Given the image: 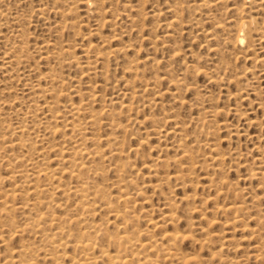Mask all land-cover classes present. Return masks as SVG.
Returning <instances> with one entry per match:
<instances>
[{
	"label": "rangeland",
	"instance_id": "374dc122",
	"mask_svg": "<svg viewBox=\"0 0 264 264\" xmlns=\"http://www.w3.org/2000/svg\"><path fill=\"white\" fill-rule=\"evenodd\" d=\"M241 20L251 23L242 45L235 42ZM74 108H79L74 122L84 126L80 136L98 137L86 141L93 159L81 157L83 172L59 159L72 155L69 149L79 136L67 128ZM0 110V194L17 190L10 193L15 201L5 194L16 208L11 213L3 209L6 197L0 196V264H17L18 259H23L21 264H33L34 259L37 264L53 262L40 248L45 243L38 233L25 229V221L45 212L61 219L75 216L77 196L62 192L76 186L72 170L89 174L85 180L92 189H104L100 194L111 200H105L113 205L111 210L122 213L126 208L120 216L131 219L124 230L122 219H115L110 208L101 205L105 198L97 196L99 207L96 201L95 208L89 206L96 213L88 220L93 215L91 221L104 227L101 235L109 233L98 239L102 249L109 245L114 252L111 244L103 246L107 236L126 230L135 232L140 242L151 237L159 245L166 244L159 240L161 235L178 231L187 236L179 243L188 260L184 264H214L218 259L225 264H264V0H0ZM92 115L95 124L87 119ZM45 121L50 122L47 129L42 127ZM48 126L55 129L54 135ZM16 127L19 132L13 130ZM18 141L26 146L19 147ZM114 148L122 154H115ZM41 156L47 157L50 169L58 167V178L56 173L54 179L50 176V169V177L39 176L40 194L35 196L31 192L36 182L30 185L33 179L25 178L31 161ZM12 172L21 179L10 180ZM122 192L130 195L126 202L120 198ZM41 198L50 209L42 202L30 211L32 202ZM120 204L122 210L116 209ZM170 204L176 219L169 224L163 216L171 213ZM231 204L241 206L233 213L224 210ZM19 205L23 210L16 212ZM70 228L79 232L74 223ZM31 243L38 247L22 253ZM18 249L28 261L16 259ZM31 250L37 257L33 260ZM66 250L65 262L59 264L70 263L72 249ZM153 250L145 253L156 259L155 264H174L162 260L164 252L157 250L158 256Z\"/></svg>",
	"mask_w": 264,
	"mask_h": 264
},
{
	"label": "bare ground",
	"instance_id": "6f19581e",
	"mask_svg": "<svg viewBox=\"0 0 264 264\" xmlns=\"http://www.w3.org/2000/svg\"><path fill=\"white\" fill-rule=\"evenodd\" d=\"M71 8V7H70ZM44 14V13H43ZM3 18V17H2ZM250 22L249 21H246V20H241L240 22H239V24H238V30H237V36H236V38H235V42H237L238 44H240V45H242L243 44V42H244V40H246L247 39V37H248V33H249V27H250ZM12 50V49H11ZM55 51V50H54ZM17 53V52H16ZM17 56V55H16ZM14 58V57H13ZM44 59V58H43ZM95 59V58H94ZM6 63V62H5ZM9 63V62H8ZM197 73V72H196ZM208 73V72H207ZM9 74V73H8ZM207 75V74H206ZM39 79V78H38ZM42 79V78H41ZM37 85V84H36ZM177 85H178V83H177ZM180 85V84H179ZM193 87H195V86H193ZM31 88H32V86H31ZM147 88V87H146ZM33 89V88H32ZM145 89V88H144ZM47 92H48V90H47ZM51 93V92H50ZM52 97V96H51ZM205 99V98H204ZM51 100V99H50ZM51 104V103H50ZM56 104V103H55ZM87 105V104H86ZM52 106H53V104H52ZM52 106H51V108H52ZM50 106L48 105V108H49ZM54 107V106H53ZM78 107V106H77ZM81 107V106H80ZM72 109V108H71ZM50 110H52V109H50ZM1 111V110H0ZM21 111V110H20ZM56 111V110H55ZM71 112H72V120L70 121V122H68L67 120H65V121H67V123H68V127L67 128H69V130H70V134H71V132L73 133V134H75V135H77V133H78V135L80 136V134H81V131L82 130H84V126L83 127H81L82 125H80L79 124V121H78V123H76V122H74V118L79 114V108H74L73 110H70ZM84 111H85V109H84ZM53 112V111H52ZM81 112V111H80ZM82 112H83V109H82ZM51 113V112H50ZM54 113V112H53ZM58 113V112H57ZM57 113H55V115L57 114ZM212 113V112H211ZM82 113H80V115H81ZM94 114V113H93ZM34 115V114H33ZM57 116H59L58 114H57ZM82 116V115H81ZM35 117V116H34ZM54 116H52V118H53ZM93 115L92 116H90V118H87L88 120H89V122L91 123V124H95V120L93 119ZM206 117V116H205ZM31 118H33V117H31ZM55 118V117H54ZM53 118V119H54ZM57 118V117H56ZM60 118V117H59ZM62 118V117H61ZM60 118V119H61ZM79 118V117H78ZM43 119H45V118H43ZM53 119H52V121H53ZM59 119V120H60ZM77 119V118H76ZM48 121H49V119H47ZM46 120V121H47ZM56 120V119H55ZM55 120H54V122H55ZM46 121H45V123H44V126H45V124H46ZM51 121V118H50V122H52ZM64 121V122H65ZM50 122H48V123H50ZM39 123V122H38ZM47 123V124H48ZM53 123V122H52ZM51 123V124H52ZM66 123V122H65ZM90 123H89V125H90ZM97 123V122H96ZM47 124H46V126L44 127V126H42L43 127V129H47ZM54 124H56V123H54ZM54 124H53V126H54ZM19 126V125H18ZM51 126V125H50ZM50 126H48L49 128H51ZM7 127V126H6ZM55 128V127H54ZM53 128V129H54ZM65 129H66V126L64 127ZM86 128V127H85ZM11 129V128H10ZM18 129V130H17ZM21 128L20 127H16V128H14L13 130H15L16 132H19V130H20ZM34 129V128H33ZM56 129H57V127H56ZM4 130V129H3ZM50 130V129H49ZM48 130V131H49ZM7 131V130H6ZM11 131H12V129H11ZM10 131V132H11ZM15 131H14V133H15ZM50 131H52V128H51V130ZM54 131H55V129H54ZM54 131H52V134L54 135ZM68 131V130H67ZM56 132H57V130H56ZM47 133V132H46ZM63 133V132H62ZM13 134V133H12ZM69 134V135H70ZM45 135V134H44ZM65 135V134H64ZM63 135V137H65ZM17 136V135H16ZM71 136V135H70ZM69 136V137H70ZM78 136V138L76 139V140H74L73 139V141H72V139H71V141L73 142V144H72V147H71V149H69L71 152L70 153H72V155H69V156H67V157H63L62 155L60 156V158H59V156H57L59 159H60V161H61V163L62 162H66L65 164H67V165H69V166H73V167H77L79 170H81V168H83V166H82V164H81V162L82 161H79L80 159H81V157H84V156H87L88 158L90 157V159H87L86 157H84L83 158V160H85V158L87 159V160H92L91 159V154L88 152V150L89 149H87V147H86V141L87 140H89L90 142L92 141V142H94V141H96L97 140V138L95 137V139H93V138H89V139H86V138H82L81 136V138ZM83 136V135H82ZM73 138H74V136H72ZM84 137H85V134H84ZM67 138H68V135H67ZM3 139H5V137L3 136L2 137V140ZM111 139V138H110ZM64 140H65V138H64ZM64 140H63V142L61 143V144H63L64 143ZM4 141V140H3ZM8 141V140H7ZM70 141V142H71ZM88 141V142H89ZM98 141H99V139H98ZM97 141V142H98ZM100 141H101V139H100ZM113 141V140H112ZM5 142L6 141H4V146L6 145L5 144ZM67 142H69L68 140H67ZM66 142V143H67ZM88 142H87V144H88ZM89 142V143H90ZM106 142H107V140H106ZM108 142H110V141H108ZM115 142V141H114ZM117 142V141H116ZM116 142H115V144H116ZM0 143H1V139H0ZM7 143V142H6ZM9 143H10V141H9ZM9 143L7 144V145H9ZM65 143V144H66ZM99 143V142H98ZM98 143H96V144H98ZM117 143H119V142H117ZM3 144V142L1 143V145ZM70 144V143H69ZM96 144H94V145H96ZM108 144V143H107ZM13 145V144H12ZM16 145H18L19 147L21 146V147H24V146H26V144H23V143H20V141H18L17 142V144ZM120 145V144H119ZM60 146V145H59ZM69 146H71V144L69 145ZM110 146V145H109ZM113 146H117V145H114L113 144ZM6 147V146H5ZM4 147V148H5ZM8 147V146H7ZM9 147H10V145H9ZM12 147V146H11ZM57 147H58V145H57ZM57 147L56 148H54V149H57ZM118 148V147H117ZM121 148V147H120ZM2 149H3V146H2ZM25 149V148H24ZM111 149V148H110ZM122 149V148H121ZM7 150V149H6ZM59 150V148L57 149V151ZM105 150V149H104ZM119 149H116L115 150V148H114V153L115 154H118L119 152H120V150H119V152H117ZM94 151V150H93ZM92 151V152H93ZM59 152V151H58ZM91 152V151H90ZM91 152V153H92ZM97 152V151H96ZM96 152H94V154L96 153ZM99 152V151H98ZM112 152V151H111ZM113 152H112V154H113ZM55 153V152H54ZM5 154V153H4ZM40 154V153H39ZM59 154H62V153H59ZM94 154H92V155H94ZM120 154H122V152H120ZM119 154V155H120ZM185 154H187L186 152L184 153V155ZM189 154V153H188ZM41 155V154H40ZM97 156V155H96ZM93 157V156H92ZM8 158H11V157H8ZM39 158V159H38ZM114 158V157H113ZM3 159V158H2ZM55 159H57V158H55ZM103 159V158H102ZM217 159V158H216ZM221 159V158H220ZM15 160H17V159H15ZM194 160V159H193ZM215 160V159H214ZM219 160V159H218ZM222 160V159H221ZM9 161H11L10 159H9ZM28 161V160H27ZM29 161H31V160H29ZM28 161V162H29ZM179 162V161H178ZM58 163V162H57ZM71 165H70V164ZM8 164V163H7ZM31 165V171H30V173L28 174V173H26V174H28L27 176H26V178L25 179H29V178H27V177H30L31 179H33L32 181H34V182H32L31 181V183L29 182V184L31 185V184H34L35 182H36V184H35V187L33 188V187H31V189L33 188V190H32V192H31V194L32 193H36V192H38V190H39V187H37L38 186V182L36 181V179L39 177V176H47V178H48V176H49V169H50V166H49V164H48V160H47V157L45 158V157H42L41 156V158L40 157H37V159H36V161L35 162H33L32 163V161H31V163L29 164V166ZM63 165V164H62ZM193 165V164H192ZM9 166H11L10 164H9ZM61 166V165H60ZM85 166V165H84ZM87 167H88V165H87ZM91 167V166H90ZM192 167V166H191ZM11 168L13 169V167L11 166ZM30 168V167H29ZM51 168H53V167H51ZM62 168H64V169H66L65 167H62ZM61 167H60V169H62ZM71 168V167H70ZM76 168V169H77ZM89 168V167H88ZM9 169V171H10V167L8 168ZM56 169H58V167H55V168H53V169H50V172L52 173H50V176L52 175V178L54 179V174L56 173L55 171H56ZM73 168H71V170H72ZM76 169H74V170H76ZM77 169V170H78ZM84 169H85V171H86V167H84ZM94 169V168H93ZM93 169H91V170H93ZM96 170H98L97 168H95L93 171L95 172V173H93V174H97L98 176H99V174H98V171H96ZM14 171H17L15 168H14ZM70 171V170H69ZM68 171V172H69ZM82 171V170H81ZM84 171V170H83ZM82 171V172H83ZM87 171H88V169H87ZM92 171V172H93ZM101 171V170H100ZM18 172H20L21 173V170L19 169L18 170ZM60 172H61V170H60ZM62 172H63V170H62ZM61 172V173H62ZM64 172L65 173H67V171H65L64 170ZM71 173H70V176L71 177H73L74 179H75V182H76V186H75V184H74V188H73V190L71 189H69V188H67V189H69V190H66V188H65V190H64V188L62 187L61 189L62 190H64V191H62V192H64V194H65V191L67 192H69V194L70 193H72V195H74V196H77V199L79 200H77L76 202L78 203H76L75 202V204L77 205L76 206V208L74 209L75 211L76 210H78L77 212H79L78 214H77V212L76 213H74L75 214V216H71V217H68V218H66L67 217V215H65L66 217H64L63 219H61V218H59V217H55V216H53V215H51V214H45V213H40V214H37L36 215V218L35 219H32L31 220V222L29 221V222H27L26 223V221H25V224H26V228L25 229H30L29 231H33L34 233H38L37 235H39L38 237H40V241L41 242H43L42 244H44V245H39L40 246V248H41V246H43V250L45 249V255H46V257L48 258V259H50L51 258V262L52 263H50V264H59V262H63V259L65 258V256H66V249H68V247L69 248H71L72 249V252L71 253H73L72 255H71V258H70V255L68 256L69 258H70V263L69 264H94L97 260H105L104 262H101V264H155L156 263V259H151V257L149 256V255H147L148 253H145L148 249H150V250H153V251H157V250H160V251H162V252H164V254H165V256H163V258H162V260L164 259V260H166V259H168V261L170 260V261H172V262H174V264H184V263H187L186 261H188V260H186V254L185 253H183L182 252V250H181V244H179V243H182L181 241H183L184 239H187V236H186V238H185V235H182V234H180V233H178V231L177 232H175L174 231V233H168V232H166V233H164L163 235H161V239L159 238V240L161 241V240H164L163 242L165 243L166 242V244H161V242H160V245H159V243L156 241V240H151V237H150V240H148V242L147 243H143V242H140L139 241V239H137L138 238V236H137V234H135V232H132L131 231V233H130V231H128L129 233H126V231H122V235L120 234V235H118L119 233H116V235H112L113 237H110L111 235H109V236H107V239H108V242H107V244H104L103 246H105V245H108V243L109 244H111L112 246H114L115 247V250H114V252H110L109 250H108V248H109V245H108V247H107V249L105 248V249H102L103 247L101 246H98V239H99V237L100 236H102L101 234L103 233V231H104V227L102 226V225H100L101 223H95V221H91V219H93V215L96 213V210H95V213H94V211H92L93 210V207L95 208V206L93 205V203L96 201V203L95 204H97V196L99 195L100 197H101V194H105V193H101L102 191H101V189L102 188H99V186L97 187V189H92V187H91V185H89L91 182H88L87 180H85V179H87L86 178V175H84L85 176V178H84V176H82L83 175V173L82 172H80V171H76V172H74L73 170L72 171H70ZM22 173H24V171L22 172ZM58 173H59V171H58ZM80 173L82 174V175H80ZM86 173V172H85ZM84 173V174H85ZM101 173V172H100ZM48 174V175H47ZM252 174V173H251ZM254 174V173H253ZM8 175H9V173H8ZM15 175H20V174H18L17 172H12L11 173V175L9 176L11 179L10 180H12V178H13V182H14V176ZM22 175V174H21ZM24 175V174H23ZM23 175H22V177H23ZM60 176H61V174H59ZM89 175V174H88ZM87 175V176H88ZM101 175V174H100ZM121 175V174H120ZM119 175V176H120ZM258 174H257V172H256V174L254 175V176H257ZM49 176V177H50ZM57 176V173L55 174V177ZM93 176V175H92ZM119 176H118V178H119ZM252 176V175H251ZM20 177V176H19ZM18 177V178H19ZM90 177V176H89ZM97 177V176H96ZM121 177V176H120ZM17 178V179H18ZM57 178H58V176H57ZM60 178V177H59ZM91 178V177H90ZM93 178V177H92ZM95 178V177H94ZM123 178V177H122ZM121 178V179H122ZM259 178H260V176H259ZM17 179H15V180H17ZM19 179H21V178H19ZM25 179H24V177H23V180L25 181ZM72 179V178H71ZM179 179V178H178ZM9 180V182H12V181H10ZM49 180L51 181L52 179H50L49 178ZM56 180V179H55ZM61 180V179H60ZM90 180V179H89ZM125 180V179H124ZM18 181H20V180H18ZM38 181H39V179H38ZM57 181H59V180H57ZM74 181V180H73ZM117 181H122V180H117ZM12 182V183H13ZM45 182H46V180H45ZM60 182V181H59ZM0 183H1V180H0ZM15 183V182H14ZM46 183H48V181L46 182ZM74 183V182H73ZM116 183H119V182H116ZM126 183V182H125ZM41 184V183H40ZM42 184H44V183H42ZM50 184V183H49ZM92 184V183H91ZM121 184V183H120ZM13 185H15V184H13ZM27 185V184H26ZM30 185H29V187H30ZM52 184H50V185H48V186H51ZM57 185H58V182H57ZM56 185V186H57ZM115 185V184H114ZM122 185H123V182H122ZM125 185V184H124ZM33 186V185H32ZM91 187V189L92 190H90V187ZM95 186V185H94ZM126 186H127V184H126ZM17 187H18V185H17ZM16 187V188H17ZM42 187H45V185L44 186H42ZM46 187H47V185H46ZM51 187H53V186H51ZM119 187V186H118ZM120 187H121V185H120ZM1 188V187H0ZM20 188V187H19ZM18 188V189H19ZM23 188V187H22ZM53 188H55V186L53 187ZM98 188L100 189V191L98 190ZM122 188V187H121ZM24 189V188H23ZM41 189V188H40ZM45 189H47V188H45ZM50 189V191H51V189L52 188H49ZM59 190H60V188H58ZM114 189V188H113ZM120 189V188H119ZM123 189V188H122ZM121 189V190H122ZM16 190V189H15ZM28 190V189H27ZM55 190H57V189H55ZM55 190H53V191H55ZM58 190V191H59ZM102 190H104V189H102ZM12 192H16V191H13V190H11ZM11 191H10V193H11ZM47 191V190H46ZM124 191V190H123ZM3 192H5V190L3 191ZM18 192L20 193V191L18 190ZM28 192V191H27ZM43 192H45V190L43 191ZM48 192V191H47ZM62 192L60 193V195L62 194ZM2 193V192H1ZM9 192H7V193H5L6 195L8 194ZM9 193V194H10ZM39 193V192H38ZM101 193V194H100ZM122 193H124L123 195L121 194L120 195V198H122V200H123V202H126L127 201V197H130V195L128 194V196H127V194H125V193H127V192H122ZM4 194V193H3ZM3 194L1 195L0 194V196H3ZM5 194H4V196H5ZM29 194V193H28ZM40 194V193H39ZM42 194H44V193H42ZM48 194H49V192H48ZM51 194H52V191H51ZM50 194V195H51ZM14 195V194H13ZM13 195L12 194H10V195H7V196H9V199H13L14 201H15V199L13 198ZM71 195V197H73ZM7 196H5L6 198H4L5 200H3V202L1 203L2 205H3V209L4 210H6L7 211V209L9 210L8 212L9 213H11V211L13 212L14 210L13 209H16L15 208V206L13 205V204H11L10 205V201L8 202V198H7ZM32 196V195H31ZM35 196H37V194H35ZM34 196V197H35ZM66 196H68V193H66ZM66 196H64V195H62V197H66ZM122 196V197H121ZM38 197H41V196H39L38 195ZM37 197V198H38ZM43 197V196H42ZM51 197V196H50ZM99 197V198H100ZM46 198V197H45ZM49 198V197H48ZM53 198V197H52ZM52 198H51V200H52ZM74 198H76V197H74ZM101 198H105L104 199V201L108 198H106V196H102ZM100 198V199H101ZM120 198L118 197L117 199H119L120 200ZM2 199H3V197H2ZM1 199V200H2ZM47 199V198H46ZM64 199V198H63ZM69 199H72V198H69ZM100 199H99V201H100ZM0 200V201H1ZM13 200H11L12 202H13ZM42 200H44V198H41V201L39 200V201H37V202H32V205L31 206H29L30 207V211H33V208H34V210H36L35 209V207L37 208V206H39L40 204H43L42 202H44L45 204L44 205H46V202L45 201H42ZM48 201H51V200H49V199H47ZM46 200V201H47ZM102 200V199H101ZM108 200V199H107ZM122 200H120L121 201V203H122ZM130 200H131V198H130ZM56 203H59V204H61L62 203V201H56V200H54ZM63 201H66V200H63ZM109 201V200H108ZM11 202V203H12ZM55 202H52L51 201V203H55ZM109 202H111V200L109 201ZM109 202H102L101 203V205L105 208H110V207H112L113 208V205L112 206H110L111 205V203H109ZM119 202V201H118ZM130 202H132V201H130ZM16 203V202H15ZM48 203V202H47ZM65 203V202H64ZM120 203V202H119ZM128 203V205L129 204H131V203H129V201L127 202ZM9 204V205H8ZM18 204V203H17ZM23 204V203H22ZM22 204H20V205H22ZM25 204V203H24ZM23 204V205H24ZM124 203H122V205H123ZM20 205H19V207H18V209L16 210V212L20 209ZM22 205V207L21 208H23L24 206ZM51 205V204H50ZM62 205V204H61ZM60 205V206H61ZM91 205H93V207H91V210L89 209L90 207L89 206H91ZM98 205V207H99V203L97 204ZM237 205V206H236ZM47 206V209L50 207H48V204L46 205ZM52 206V205H51ZM54 206H55V204H54ZM58 206V205H57ZM64 206V205H63ZM63 206H61V207H63ZM68 206H70V205H67V207ZM101 206V207H102ZM121 206V204L117 207L116 206V209H118L119 207ZM126 206H127V204H126ZM169 206V209H170V206H172L171 204L170 205H168ZM241 206V205H240ZM239 204H231V205H229V206H226L225 207V209L224 210H228V211H232V213H233V211L235 212V211H237V209L239 210ZM28 207V208H29ZM32 207V208H31ZM66 207V206H65ZM65 207H64V209H65ZM123 207H125L124 205H123ZM129 207H130V205H129ZM1 208V207H0ZM26 208V207H25ZM40 209H41V207H39ZM43 208H44V206H43ZM42 208V209H43ZM68 208H71V207H68ZM121 208V210H122V206L120 207ZM127 208H128V206H127ZM223 208V207H222ZM2 209V208H1ZM32 209V210H31ZM38 209V208H37ZM41 209V210H42ZM50 209V208H49ZM99 209V208H98ZM107 209H105L106 211H108ZM125 209L126 208H124V210H122V213H120V211H119V209L118 210H115V207H114V209H112L111 210V208H110V211H112L113 212V216H114V218L116 219H118V217H120L122 220L121 221H123L122 222V225H123V227H124V230H125V228H126V226H127V223H128V221H131V219L129 218H125L124 217V215L123 216H120L121 214H123V211H125ZM132 209H133V207H132ZM168 209V210H169ZM171 209H173L174 210V207L172 206L171 207ZM171 209H170V211L169 212H171V213H169V214H166L168 211H166V213H165V215L163 216V218H165L167 221H169L168 223L170 224V222H173L174 221V219H176V217L174 218L173 217V212L171 211ZM221 209V208H220ZM219 209V210H220ZM3 210V211H4ZM11 210V211H10ZM23 210V209H22ZM21 209H20V211H22ZM45 210V209H44ZM73 210V209H72ZM73 210V211H74ZM176 210V209H175ZM5 211V212H6ZM46 211V210H45ZM62 211V210H61ZM66 211H70V209L69 210H67L66 209ZM128 211V210H127ZM15 212V213H16ZM57 212V211H56ZM71 212V211H70ZM92 212H93V215H92V218L90 219V221L88 220V216L90 215V214H92ZM111 212V213H112ZM126 212V211H125ZM129 212H130V209H129ZM175 212V211H174ZM193 212V211H192ZM221 212V211H220ZM0 213H2V210L0 211ZM49 213H50V210H49ZM52 213V212H51ZM64 213V212H63ZM72 213V212H71ZM110 213V212H109ZM131 213H133L134 214V212H132V210H131ZM222 213H223V210H222ZM226 213V212H225ZM231 213V212H230ZM5 214H7V213H5ZM4 214V215H5ZM65 214H66V212H65ZM77 214V215H76ZM128 214V213H127ZM133 214H130V216L129 217H134V216H131V215H133ZM163 214H164V212H163ZM162 214V215H163ZM8 215V214H7ZM71 215V214H70ZM126 215V214H125ZM11 216H13V214H11ZM58 216V215H57ZM112 216V217H113ZM128 216V215H127ZM264 216V215H263ZM263 216H262V220H263ZM6 217H8V216H6ZM31 217V216H30ZM74 217V218H73ZM240 217V216H239ZM8 218H10V217H8ZM73 218V219H72ZM162 218V219H163ZM236 218H238L237 217V215H236ZM236 218H234V221L236 220ZM12 219H14L13 217H12ZM12 219H10V220H12ZM128 219V220H127ZM134 219H137V218H133V220ZM161 219V220H162ZM0 220H1V217H0ZM3 220H4V218H3ZM120 220V219H119ZM164 220V219H163ZM165 220V221H166ZM13 221V220H12ZM135 221V220H134ZM134 221H132V223H134ZM164 221V222H165ZM176 221V220H175ZM233 221V222H234ZM237 221V220H236ZM3 222H5V221H3ZM13 222H15V221H13ZM113 222V221H112ZM259 222V221H258ZM260 222H261V220H260ZM65 223H69L68 225H65ZM75 224L76 226H78V231L79 232H77L76 234H74V232H72V230H71V228H70V224ZM121 223V222H120ZM129 223H131V222H129ZM8 224H11L12 225V223L10 222V223H8ZM166 224V223H165ZM172 224V223H171ZM4 225V224H3ZM16 225V224H15ZM120 225V224H119ZM122 225H120L121 227H122ZM2 226V225H1ZM5 226V225H4ZM102 226V227H101ZM132 226H133V224H132ZM7 227H9L8 225H7ZM72 227H74V226H72ZM123 227L121 228V229H123ZM155 227V226H154ZM1 228V227H0ZM4 227H2V229H3ZM9 228H13V227H9ZM19 228L21 229L22 228V225H21V227L19 226ZM19 228H18V230L17 231H19ZM103 228V229H102ZM76 229H77V227H76ZM5 230H7V228H5ZM134 230V229H133ZM3 231V230H2ZM15 231V230H14ZM21 231V230H20ZM22 231H24V228L22 229ZM27 231V230H26ZM76 231V230H75ZM9 233H11L12 235H13V233L12 232H10V231H8ZM7 232V233H8ZM142 232V231H141ZM251 232V231H250ZM254 232V231H253ZM15 233V232H14ZM105 233H107L106 231H105ZM136 233H138V235H140L139 233L140 232H136ZM144 233V235L147 233V232H143ZM19 234V233H18ZM31 234V233H30ZM107 234H109V233H107ZM106 234V235H107ZM209 234H211V233H209ZM255 234V233H254ZM254 234H252V235H254ZM21 235V234H20ZM106 235H104V236H106ZM256 236H257V232H256V234H255ZM259 235V234H258ZM34 237H35V234L33 235ZM104 236H102V238L104 237ZM147 236V235H146ZM148 236H150V235H148ZM152 236V235H151ZM210 236L211 235H209V238H210ZM6 237V236H5ZM16 237H18V236H16ZM21 237V236H20ZM33 237V238H34ZM38 237H36V238H38ZM101 238V237H100ZM149 237H146V239H148ZM152 238H153V236H152ZM8 239V238H7ZM145 239V240H146ZM156 239V238H155ZM1 240H2V242L3 243H5V240L4 239H2V237H1ZM9 240V239H8ZM12 240V239H11ZM10 240V241H11ZM21 240V239H20ZM37 240V239H36ZM38 240V242H40ZM104 240H105V238H104ZM205 240H208V239H205ZM210 240V239H209ZM26 241H28V240H26ZM100 241V240H99ZM144 241V240H143ZM147 241V240H146ZM24 242V241H23ZM23 242H22V245H23ZM32 242H34L33 240H32ZM145 242V241H144ZM205 242V241H204ZM207 242V241H206ZM209 242V241H208ZM10 243V242H9ZM26 243V242H25ZM24 243V244H25ZM28 243H29V241H28ZM2 244V243H1ZM7 244V243H6ZM32 244V243H31ZM39 244V243H38ZM101 244V243H100ZM202 244H204V243H202ZM202 244H200V246H202ZM110 245V246H111ZM164 247H163V246ZM207 245V244H206ZM257 245V244H256ZM160 246V247H159ZM28 247H31L32 249H33V247H35V245L33 246V244L32 245H27L26 246V248H25V246H23L22 247V249H18L19 251H18V257H16V259L17 258H24L27 254H25V256L24 257H21L20 256V253L22 252H24V253H28L27 252V250L26 249H28ZM36 247H38V245L36 246ZM35 247V248H36ZM101 248V249H99V252H97L98 253V255H95V250H96V248ZM220 247H223L222 245L220 246ZM258 246H256L255 248H257ZM261 247V246H260ZM2 248V247H1ZM17 248V247H16ZM237 248V247H236ZM261 248H263V247H261ZM260 248V249H261ZM38 249V248H37ZM113 249V248H112ZM156 249V250H155ZM10 250V249H9ZM20 250H22L21 252H20ZM29 250V249H28ZM35 250V249H34ZM40 250H42V249H40ZM98 250V249H97ZM222 250V249H221ZM258 250V249H257ZM10 251H12V249L10 250ZM15 251V250H14ZM13 251V252H14ZM38 251V250H37ZM263 251V250H262ZM17 252V251H16ZM16 252H15V254L14 255H17L16 254ZM35 252V251H34ZM32 250L31 251H29V253L30 254H28V255H31L32 256V254H33V256H34V253ZM217 252H220V250L219 251H217ZM10 253V252H9ZM96 253V254H97ZM149 253H150V251H149ZM151 253H153V252H151ZM157 253V252H156ZM161 253V252H160ZM215 254H216V252H214ZM257 253V252H256ZM258 253H260L259 251H258ZM42 254V253H41ZM158 256H161V255H159V251H158ZM162 254V253H161ZM214 254V256H216ZM260 254H262V253H260ZM259 254V255H260ZM10 255V258L9 259H11V255H12V252H11V254H9ZM22 255V254H21ZM24 255V254H23ZM44 255V254H43ZM213 255V253L211 254V256ZM257 255V254H256ZM41 256V255H40ZM152 256V255H151ZM157 255H155V257H156ZM213 256V257H214ZM218 256V255H217ZM216 256V257H217ZM254 256H255V254H254ZM9 257V256H8ZM42 257V256H41ZM153 257H154V255H153ZM165 257V258H164ZM259 257H262V256H259ZM7 258V257H6ZM5 258V259H6ZM26 259L25 260H27V257H25ZM34 258H37L36 256H34L33 258H32V260L34 259ZM40 258V257H39ZM45 258V257H44ZM44 258H42V259H44ZM157 258V257H156ZM212 258V257H211ZM210 258V259H211ZM215 258V257H214ZM221 258V257H220ZM243 258V257H242ZM264 258V257H263ZM13 259H15L14 257L12 258V260ZM29 259V258H28ZM159 259V258H158ZM2 260V259H1ZM20 260V261H19ZM23 260V259H22ZM21 259H18V263L19 264H21L20 262L22 261ZM30 260V259H29ZM35 260V262L34 263H36V259H34ZM219 260V259H218ZM218 260H214L216 263H214V264H218ZM223 260V262H224V259H222ZM258 260V259H257ZM259 260H262V259H260L259 258ZM14 261V260H13ZM13 261H9L10 263H7V264H12V262ZM28 261V260H27ZM31 261V260H30ZM44 261V260H43ZM158 261V260H157ZM235 261V260H234ZM234 261H232V262H234ZM17 262V261H16ZM33 262V261H32ZM65 262V261H64ZM63 262V263H64ZM222 262V263H223ZM230 262V261H229ZM17 263V264H18ZM23 263V262H22ZM31 263V262H30ZM30 263H28V264H30ZM33 263V264H34ZM38 263V262H37ZM36 263V264H37ZM48 263V262H47ZM47 263H45V264H47ZM48 263V264H49ZM158 264L160 263V262H157ZM221 263V260H220V262H219V264ZM221 263V264H222ZM226 263V262H225ZM225 263H223V264H225ZM231 263V262H230ZM230 263H228L227 262V264H230ZM235 263V262H234ZM246 263V262H245ZM25 264H27V262H25ZM40 264V263H39ZM62 264V263H61ZM68 264V263H67ZM171 264H173V263H171ZM210 264V263H209ZM212 264V263H211ZM232 264V263H231Z\"/></svg>",
	"mask_w": 264,
	"mask_h": 264
}]
</instances>
